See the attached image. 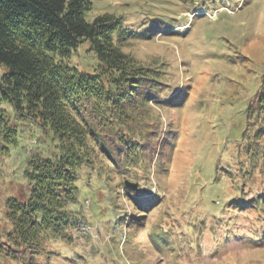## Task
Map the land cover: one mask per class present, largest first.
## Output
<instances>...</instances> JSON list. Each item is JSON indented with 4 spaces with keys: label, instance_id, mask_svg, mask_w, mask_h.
Listing matches in <instances>:
<instances>
[{
    "label": "rangeland",
    "instance_id": "rangeland-1",
    "mask_svg": "<svg viewBox=\"0 0 264 264\" xmlns=\"http://www.w3.org/2000/svg\"><path fill=\"white\" fill-rule=\"evenodd\" d=\"M105 11L123 14L127 26L161 29L123 47L160 70L161 93L149 102L159 111L158 128L152 125L142 139L158 157L140 154L148 172L136 170L135 160L121 171L106 158L82 167L78 225L20 258L30 264H264V133L256 132L264 122L248 110L264 73V0H92L86 17ZM86 47L70 63L91 70ZM22 135L0 155V232L6 197L23 189L19 166L38 147L31 130ZM129 196L148 205L139 208ZM20 261L2 255L0 264Z\"/></svg>",
    "mask_w": 264,
    "mask_h": 264
},
{
    "label": "trees",
    "instance_id": "trees-1",
    "mask_svg": "<svg viewBox=\"0 0 264 264\" xmlns=\"http://www.w3.org/2000/svg\"><path fill=\"white\" fill-rule=\"evenodd\" d=\"M91 7L92 0H0V155L25 139V128L38 146L19 166L22 192L4 202L0 253L21 264H30L20 257L40 253L48 237L66 238L78 225L82 167L106 158L117 171L134 160L136 170L147 171L140 154L158 157L142 139L158 128L159 111L149 102L161 93L160 70L123 47L161 29L127 26L123 14L110 11L88 19ZM85 42L91 70L70 63ZM248 110L264 122V73Z\"/></svg>",
    "mask_w": 264,
    "mask_h": 264
},
{
    "label": "water",
    "instance_id": "water-1",
    "mask_svg": "<svg viewBox=\"0 0 264 264\" xmlns=\"http://www.w3.org/2000/svg\"><path fill=\"white\" fill-rule=\"evenodd\" d=\"M125 185L131 189H136L137 188V184L136 183H132V182H129V181H125L124 182Z\"/></svg>",
    "mask_w": 264,
    "mask_h": 264
}]
</instances>
